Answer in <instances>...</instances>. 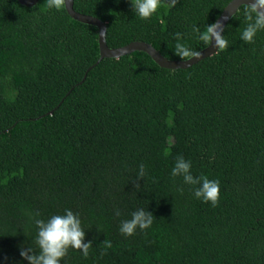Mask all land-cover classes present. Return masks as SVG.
Listing matches in <instances>:
<instances>
[{"label": "trees", "instance_id": "obj_1", "mask_svg": "<svg viewBox=\"0 0 264 264\" xmlns=\"http://www.w3.org/2000/svg\"><path fill=\"white\" fill-rule=\"evenodd\" d=\"M231 1L165 0L147 20L130 0H74V10L106 24L112 49L141 41L179 60L174 34L202 51L193 27ZM244 7L225 27L227 48L170 70L144 52L97 63V28L64 5L0 0V264H27L30 214L65 209L92 247L61 264H264V31L240 40ZM177 156L220 181L215 207L170 177ZM137 208L153 224L125 237L120 222Z\"/></svg>", "mask_w": 264, "mask_h": 264}, {"label": "clouds", "instance_id": "obj_2", "mask_svg": "<svg viewBox=\"0 0 264 264\" xmlns=\"http://www.w3.org/2000/svg\"><path fill=\"white\" fill-rule=\"evenodd\" d=\"M66 0H44L48 9L59 10ZM235 2V0H233ZM135 16L147 20L164 6L165 0H130ZM168 7L173 8L177 0H167ZM245 26L239 34L244 43H252L258 32L264 31V0H253L243 9ZM224 27L219 20L206 24L201 31L199 27H193V33L198 41L208 47L223 50L228 47V40L223 34ZM173 56L182 62L195 59L199 60L201 51L191 47L181 33L174 34ZM192 162L183 156H177L170 171V177L181 178L184 185L193 186L192 195L202 203H208L215 207L220 199V181L209 179L205 175L194 176L192 174ZM146 175L143 163L137 166L135 180H140ZM139 190L140 186L134 184ZM182 192V187H177ZM119 215V212H116ZM39 213L30 214V220L35 227V235L31 239V245L21 247L19 256L27 264H61L67 256L68 250H79L83 256L88 255L92 241H85V231L78 213L65 209L63 214H53L47 219L37 218ZM153 214L143 208H137L131 213V218L120 222L118 231L125 237L133 236L137 230L144 231L153 224ZM105 249L111 248L109 240L103 241Z\"/></svg>", "mask_w": 264, "mask_h": 264}, {"label": "water", "instance_id": "obj_3", "mask_svg": "<svg viewBox=\"0 0 264 264\" xmlns=\"http://www.w3.org/2000/svg\"><path fill=\"white\" fill-rule=\"evenodd\" d=\"M21 5L26 7H33L37 5L39 0H16ZM253 2V0H233L225 7L224 11L217 19L223 25L224 30L228 22L232 19V17L237 13V11L242 7L249 5ZM65 9L68 15L75 21L80 22L85 25L94 26L98 30V43H99V51H100V58L97 63L101 62L105 58H113L119 59L126 55H130L134 52H144L146 53L151 59L159 65L161 68L170 69V70H178V69H187L191 66L197 64L198 62L215 55L218 50L214 47H206L201 51V57L199 60H189L187 62H182L179 60H170L164 57L160 52H158L152 45L137 41L132 42L124 47L120 48H110L106 41V34H107V27L104 22L101 20L89 16L78 13L74 10V0H66ZM216 20V21H217ZM224 33V32H223Z\"/></svg>", "mask_w": 264, "mask_h": 264}]
</instances>
